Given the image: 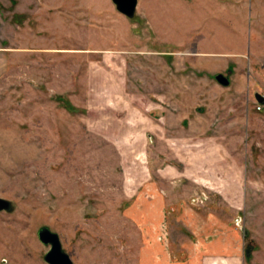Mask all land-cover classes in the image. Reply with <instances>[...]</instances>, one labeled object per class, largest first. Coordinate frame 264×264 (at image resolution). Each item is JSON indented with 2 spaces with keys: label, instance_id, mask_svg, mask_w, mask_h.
<instances>
[{
  "label": "rangeland",
  "instance_id": "rangeland-1",
  "mask_svg": "<svg viewBox=\"0 0 264 264\" xmlns=\"http://www.w3.org/2000/svg\"><path fill=\"white\" fill-rule=\"evenodd\" d=\"M256 93L264 0H0V264H50L42 227L74 264H187L199 238L264 264Z\"/></svg>",
  "mask_w": 264,
  "mask_h": 264
},
{
  "label": "crops",
  "instance_id": "crops-1",
  "mask_svg": "<svg viewBox=\"0 0 264 264\" xmlns=\"http://www.w3.org/2000/svg\"><path fill=\"white\" fill-rule=\"evenodd\" d=\"M177 104L175 111L178 110V112L184 113L186 111L185 105L187 104L183 101H178ZM184 117L180 121L179 129H184L189 126ZM201 133L205 134L204 131ZM216 240L215 238H199L197 241H192L190 247H193L194 253L189 255L185 254L181 260H184L183 262L187 264H246V257L243 254L226 250Z\"/></svg>",
  "mask_w": 264,
  "mask_h": 264
},
{
  "label": "water",
  "instance_id": "water-1",
  "mask_svg": "<svg viewBox=\"0 0 264 264\" xmlns=\"http://www.w3.org/2000/svg\"><path fill=\"white\" fill-rule=\"evenodd\" d=\"M119 11L132 18L136 15L139 0H113ZM218 81L224 85L230 84V79L224 74L217 75ZM256 98L260 103H264V95L256 93ZM11 202L0 197V210H9ZM41 241L50 245V250L46 253L45 259L50 264H74L71 256L64 250L60 236L49 227H42L39 230Z\"/></svg>",
  "mask_w": 264,
  "mask_h": 264
},
{
  "label": "built area",
  "instance_id": "built-area-1",
  "mask_svg": "<svg viewBox=\"0 0 264 264\" xmlns=\"http://www.w3.org/2000/svg\"><path fill=\"white\" fill-rule=\"evenodd\" d=\"M262 107H261V105L258 107V109L260 110Z\"/></svg>",
  "mask_w": 264,
  "mask_h": 264
},
{
  "label": "bare ground",
  "instance_id": "bare-ground-1",
  "mask_svg": "<svg viewBox=\"0 0 264 264\" xmlns=\"http://www.w3.org/2000/svg\"><path fill=\"white\" fill-rule=\"evenodd\" d=\"M24 242V241H23Z\"/></svg>",
  "mask_w": 264,
  "mask_h": 264
}]
</instances>
